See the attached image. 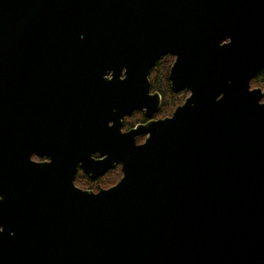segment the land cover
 <instances>
[{
    "label": "water",
    "instance_id": "water-1",
    "mask_svg": "<svg viewBox=\"0 0 264 264\" xmlns=\"http://www.w3.org/2000/svg\"><path fill=\"white\" fill-rule=\"evenodd\" d=\"M262 67L264 0H0V264H264Z\"/></svg>",
    "mask_w": 264,
    "mask_h": 264
},
{
    "label": "trees",
    "instance_id": "trees-1",
    "mask_svg": "<svg viewBox=\"0 0 264 264\" xmlns=\"http://www.w3.org/2000/svg\"><path fill=\"white\" fill-rule=\"evenodd\" d=\"M172 60H173L172 55H170V54L162 55L155 62L154 66L149 70V73H148L151 91H157V92H159V94L161 96V106H160L158 113L162 112V114H164V115L170 113V110L174 106L173 105L169 110H166L165 105H166L167 101L171 100L172 95L174 96L176 94L171 90L170 82L168 79V71H169V67L172 63ZM263 84H264V67L259 69L256 72L255 76L250 80V87H253V86L257 87V86L263 85ZM251 85H253V86H251ZM184 92H186V91L184 90ZM179 103L180 102H176V105H178ZM134 116L136 117V119L133 120V123H135L137 121H141L144 119V115L142 114V112H140V111L133 112V113H131V115L125 116L122 119L123 123L125 124V127L131 126L133 124L132 122H131L132 124L129 123V119H132ZM115 169H117V166L114 167L113 169H111L109 172L114 171ZM109 172H107V173H109ZM77 174L78 175L80 174L81 176L85 177L84 173L82 171H79ZM101 177H103V176H101ZM101 177H99L98 179H100ZM77 179L81 180V178H79V177L78 178L76 177L75 180H77ZM87 180L89 182H95L96 181V180L88 179V177H87ZM75 184L77 185L78 183L76 182ZM79 186L82 187L80 184H79Z\"/></svg>",
    "mask_w": 264,
    "mask_h": 264
},
{
    "label": "rangeland",
    "instance_id": "rangeland-1",
    "mask_svg": "<svg viewBox=\"0 0 264 264\" xmlns=\"http://www.w3.org/2000/svg\"><path fill=\"white\" fill-rule=\"evenodd\" d=\"M173 60H174V56H173ZM173 60H172V62H173ZM251 86H253V85H251ZM257 87H262L263 88L264 84L263 85H259ZM183 92L184 91H181L179 93H176L174 96L172 95L171 100L167 101V103L165 105L166 110H169L174 105L172 107V109L170 110V113H171L173 111V109L175 108V106H176V102H180L181 103L183 101L184 97H186L189 94L188 91H186L184 93ZM170 113H168L167 115H170ZM158 115L160 117L166 116V115L162 114V112L158 113ZM135 119H136L135 116L132 119H129V123H131V122L133 123V120H135ZM79 175L77 176V178L79 177V178H81V180H78V179L75 180L78 183L77 185L80 184L82 187H88V188L93 187V188H95L96 185H99V184L109 185V184H112L113 182H115L117 179H119V177L121 176V168H120V165H118L117 169H115L114 171H111V172L103 175V177H101L100 179H97V181H95V182H89L87 180L86 176L83 177V176H81V175L79 176Z\"/></svg>",
    "mask_w": 264,
    "mask_h": 264
},
{
    "label": "flooded vegetation",
    "instance_id": "flooded-vegetation-1",
    "mask_svg": "<svg viewBox=\"0 0 264 264\" xmlns=\"http://www.w3.org/2000/svg\"><path fill=\"white\" fill-rule=\"evenodd\" d=\"M188 91L187 89H183V90H181V91ZM181 91H179V92H181ZM179 92H174V93H179ZM189 92V91H188ZM184 99H185V97H184ZM184 99H183V101H184ZM182 101V102H183ZM181 102V103H182ZM181 103H179V104H181ZM178 104V105H179ZM161 106V105H160ZM177 106V105H176ZM175 106V107H176ZM160 109V108H159ZM136 111H140V112H142V114L144 115V113H143V111L142 110H134V111H132V113L133 112H136ZM158 112H159V110L157 111V112H155L151 117L152 118H154V119H156V118H160V116L158 115ZM171 114V113H170ZM131 115V114H130ZM167 115V114H166ZM129 116V115H128ZM147 120V118L144 116V119L143 120H141V121H137V122H135V123H133L131 126H127V127H125V124L124 123H122V131H124V130H127V129H129V128H131V127H133L134 125H136V124H138V123H142V122H145ZM123 121V120H122ZM140 138V139H139ZM144 138H145V135H139V136H137L136 137V142L137 143H140V142H142L143 140H144ZM93 156L95 157V158H98L99 157V155L97 154V153H94L93 154ZM32 159H34V160H37V161H40V160H44L45 159V157H43V158H40V157H38L37 155H35V154H32ZM116 166H118V165H116ZM115 166V167H116ZM113 169V168H112ZM111 169H109V170H107L105 173H103V174H101V175H99L98 177H96L95 179H91V180H96L97 181V179L99 178V177H101V176H103L104 174H106L107 172H109ZM79 171H82L83 173H84V176H87L88 177V175L83 171V169L82 168H80V167H78V169H77V172H76V175H75V179H76V177H77V173L79 172ZM89 178V177H88ZM120 178V177H119ZM75 179H74V184H75ZM90 179V178H89ZM118 181V179L114 182V183H116ZM113 183V184H114ZM76 185V184H75ZM110 185H112V184H109V185H103V184H99V185H96V187L95 188H93V187H90V188H88V187H81V188H86V189H91V190H93V191H97L98 189H100V188H106V187H109ZM77 186H79V185H77ZM80 187V186H79Z\"/></svg>",
    "mask_w": 264,
    "mask_h": 264
}]
</instances>
